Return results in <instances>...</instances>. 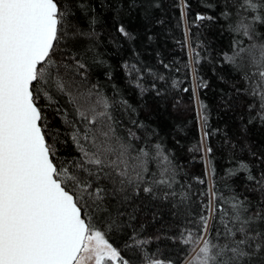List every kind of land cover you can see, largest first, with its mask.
I'll return each instance as SVG.
<instances>
[{
    "label": "snow or ice",
    "instance_id": "6c2138e0",
    "mask_svg": "<svg viewBox=\"0 0 264 264\" xmlns=\"http://www.w3.org/2000/svg\"><path fill=\"white\" fill-rule=\"evenodd\" d=\"M159 7L156 0H0V264H133L110 242L109 233L132 228L124 247L143 253L150 238H140L144 224L137 230L133 223L141 213L154 209L155 222L166 208L175 220L192 223L194 197L203 193L182 181L162 143H151L155 130L148 133L137 109L116 99L114 85L112 98L99 83L81 91L94 68L113 79L112 65L97 51V26L119 50L121 40L137 38L130 23L137 16L150 20ZM204 7L219 9L218 16L197 13L196 21L223 19L232 34L230 52L222 58L242 84L234 86L236 93L247 98L240 131L246 135L249 126L264 128V0H215ZM108 13L110 26L105 25ZM121 68L129 77L140 73L128 61ZM142 78V73L136 77L141 95L149 91ZM151 90L162 95L155 82ZM117 105L133 126L126 135L115 115ZM49 115L72 129L79 155L54 160ZM200 120L206 129L204 112ZM51 134L58 137L59 129ZM208 137L205 130L203 139ZM245 147L253 159L238 161L222 177L228 195L213 180L197 226L170 237L190 251L199 246L191 261L185 257L186 264H264V150ZM201 150L212 153L211 147ZM241 173L244 187L238 192L228 181ZM144 261L176 264L154 254H145Z\"/></svg>",
    "mask_w": 264,
    "mask_h": 264
},
{
    "label": "trees",
    "instance_id": "16d2710c",
    "mask_svg": "<svg viewBox=\"0 0 264 264\" xmlns=\"http://www.w3.org/2000/svg\"><path fill=\"white\" fill-rule=\"evenodd\" d=\"M156 2L160 7L152 10L150 20L145 21L137 16L130 23V29L137 38L131 43L121 40L119 50L109 42L110 37L105 28L97 26V31L101 32L97 51L112 65L113 79L109 81L102 68H94L89 82L81 91L86 92L91 84L99 83L104 94L112 98L114 85L119 92L116 99L122 97L137 109L138 119L148 126V133L155 130L156 135L152 136L151 143H162L168 150L174 163L181 169L182 181L186 185L190 184L194 192L203 193L202 196L194 197L192 215L188 218L192 223L175 220L166 208L160 210L161 216L155 222L152 221L154 209L141 213L133 223L137 230L143 223L140 238H150L143 253L124 247L132 228L109 233L110 242L133 264H145V254H154L155 258L162 260L171 259L176 264H186L185 257L191 261L199 246L190 251L170 237L176 236L181 228L197 226L195 221L211 199L213 180L216 188L228 195L222 177L228 169L235 168L238 161L253 159L246 144L254 150H264V128L249 126L246 135L240 131L239 117L245 111L247 98L242 93H236L235 87H242V84L232 67L223 62L222 53L230 52L232 40L227 23L219 18L213 22H198L195 19L197 13L218 16L219 9L213 11L204 7L206 3H215V0ZM182 12L186 13L183 17ZM110 15L105 14V25L110 26L111 21L107 18ZM81 26L87 30V21L82 20ZM148 35L152 36L151 40L147 38ZM197 59L200 60L199 64L196 63ZM124 61L135 64L140 73L133 72L131 77L126 75L121 68ZM141 73L143 78L140 83L149 89L142 95L136 87V77ZM159 76H163L164 81L159 80ZM153 82L161 86L160 97L151 90ZM173 82L175 87L172 86ZM205 82L208 87H198V84ZM224 101L228 102V108L224 107ZM201 102L206 105L204 109L200 107ZM116 107L115 115L122 124L120 131L126 135L127 129L133 126L128 122V115L119 110V105ZM201 112L208 117L206 129L200 120ZM133 118L137 117L133 115ZM69 119H72L71 115ZM48 123L51 125L48 141L54 145L56 152L54 160L59 162L79 155L70 138L72 129L62 123L61 117L49 115ZM56 129H59L58 137L51 134ZM205 130L209 132L207 140L203 139ZM138 135L143 137L146 133L139 131ZM207 147L212 148L211 154L201 150ZM213 168L215 177L212 175ZM199 180L204 183H199ZM228 183L236 191L242 192L243 174H238Z\"/></svg>",
    "mask_w": 264,
    "mask_h": 264
},
{
    "label": "rangeland",
    "instance_id": "374dc122",
    "mask_svg": "<svg viewBox=\"0 0 264 264\" xmlns=\"http://www.w3.org/2000/svg\"><path fill=\"white\" fill-rule=\"evenodd\" d=\"M88 264H94V261H89Z\"/></svg>",
    "mask_w": 264,
    "mask_h": 264
}]
</instances>
